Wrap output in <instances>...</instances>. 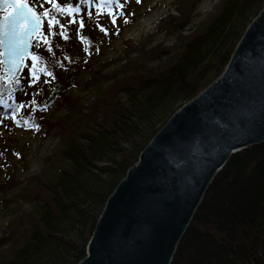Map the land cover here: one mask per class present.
<instances>
[{
  "label": "trees",
  "instance_id": "trees-1",
  "mask_svg": "<svg viewBox=\"0 0 264 264\" xmlns=\"http://www.w3.org/2000/svg\"><path fill=\"white\" fill-rule=\"evenodd\" d=\"M263 5L264 0H223L166 63H140V70L102 89L88 113L75 100L77 119L59 122L67 165L46 183L45 193H34L38 211L8 230L1 243L11 249L0 255V264H78L129 166L172 113L221 74ZM48 47L40 50L41 65L46 57L56 58ZM54 76L45 105L64 100L59 87L75 83L70 69ZM170 264H264V141L233 153L216 174Z\"/></svg>",
  "mask_w": 264,
  "mask_h": 264
},
{
  "label": "water",
  "instance_id": "water-1",
  "mask_svg": "<svg viewBox=\"0 0 264 264\" xmlns=\"http://www.w3.org/2000/svg\"><path fill=\"white\" fill-rule=\"evenodd\" d=\"M0 11L3 25L16 9L0 0ZM0 52L9 82L23 62ZM263 141L264 5L221 74L177 108L129 166L78 264H170L216 174L233 153Z\"/></svg>",
  "mask_w": 264,
  "mask_h": 264
},
{
  "label": "rangeland",
  "instance_id": "rangeland-1",
  "mask_svg": "<svg viewBox=\"0 0 264 264\" xmlns=\"http://www.w3.org/2000/svg\"><path fill=\"white\" fill-rule=\"evenodd\" d=\"M33 1L41 8L37 10L31 2L37 12H43L44 8L50 9L51 6V15L56 16L61 23L72 18L59 13L44 0ZM222 1L160 0L157 6L160 11L152 27H144L139 33L138 21L144 18L156 0H127L126 3L120 0L124 4L123 15H120L121 10L115 4H100V0H92L91 4L80 5V13L72 14L77 20L83 17L86 25L79 33L76 32L78 24L66 25L63 31L68 39L49 34L47 18H44L40 32L32 39V53H41V48L50 46L56 40L53 44L56 58L46 57L43 66L38 61L33 68V62L26 57L17 75L9 82L2 79L3 63L0 59V96L4 101L0 103V120L3 121L0 123V255L8 254L11 249L9 244L1 243L8 230L26 213L38 211L34 193H45L46 183L54 182L59 168L67 165L62 156L64 144L59 122L64 118L73 120L77 117L79 107L74 105L75 100L79 101L82 111L88 113L94 102L99 100L102 89L121 83L125 77L140 70V63H146L148 67L166 63L180 41L214 15ZM57 2L61 7L68 3L75 7L79 0ZM41 3L43 7H40ZM88 10L93 12L91 18L87 17ZM110 11H114L117 16L115 26L111 24ZM97 12L101 14L96 15ZM125 18L127 23L124 22ZM102 28L107 29V33ZM59 31L58 28L53 29V32ZM129 32L135 34L129 37ZM90 33H94V36ZM45 38L49 41L48 45L44 44ZM37 42L39 46H36ZM64 47L67 49L64 50ZM67 69L71 70L75 83L61 85L59 92H63L68 100L65 101V98L61 101L59 98L45 108L43 102L55 80L47 76V71L62 75ZM33 72L42 80L50 79L51 83H26ZM17 79L20 80L19 84L15 83ZM37 92L39 96L35 110L21 109L13 118V109L18 108L21 102L32 100ZM45 93L47 95L44 97ZM5 104L12 105V108L4 107ZM35 124H39L38 129L34 127Z\"/></svg>",
  "mask_w": 264,
  "mask_h": 264
},
{
  "label": "snow or ice",
  "instance_id": "snow-or-ice-1",
  "mask_svg": "<svg viewBox=\"0 0 264 264\" xmlns=\"http://www.w3.org/2000/svg\"><path fill=\"white\" fill-rule=\"evenodd\" d=\"M3 2L5 4H10L16 9V11L15 13H9V15L4 18L6 23L0 25V47H3L6 50L10 62H15L18 65L19 63L23 62L25 57H29L33 62L32 67L35 68L36 62L39 61L40 57L43 55V52L34 54L29 52L28 49L33 47V45L30 43V40L34 38V34L40 32L44 18H47V30L49 34L62 36L64 39H68V37L64 35L63 31L66 28V25L78 24L79 27L76 29L77 33H79L81 29L85 28L86 25V21L83 17L77 20L72 14L80 13L82 11L80 5L91 4L92 0H79L75 7L71 3L61 7V4L58 3L57 0H44V3L51 4L52 7L55 8L59 13H64L66 16L72 17L71 19H66L64 23H61V21L56 16L51 15V11L48 8H44L43 12H37L34 7L29 6V0H3ZM126 2L127 0H125V3ZM137 2H139V0H137ZM100 4H115L121 10L120 15H123L122 10L124 8V4L120 3V0H100ZM40 7H43V3L40 4ZM100 14V12L96 13V15ZM108 15L111 17V24L115 26L117 20L115 12L110 11ZM92 16L93 12L88 10L87 17L91 18ZM124 22H128L127 18H125ZM97 26L100 27L98 23ZM57 28L60 31L58 33L53 32V29ZM101 30L107 33V29L102 28ZM44 44H49V41L46 38L44 39ZM36 46H39V42H37ZM54 47L55 45H50L48 47V51L53 52V55H55ZM3 55H5V52H0V56ZM25 75H28V73H25ZM47 76L52 80L56 79L52 71H47ZM25 82L30 83L31 85H37L39 83L49 84L51 83V80H42L40 76H36V74L33 72L30 75V79ZM15 83L19 84L20 80L17 79ZM38 96L39 92L35 93L34 98L29 102H21L18 105V108L13 109L11 113L13 118H15L16 112L21 109L29 108L35 110L34 106L37 104ZM0 103H2V101H0ZM4 107L12 108V105L5 104ZM44 107L46 108L47 105H44ZM2 122L3 121L0 120V123ZM17 123H19L18 120ZM25 123L27 124L28 122L25 121ZM34 127L38 129L39 124H35Z\"/></svg>",
  "mask_w": 264,
  "mask_h": 264
},
{
  "label": "bare ground",
  "instance_id": "bare-ground-1",
  "mask_svg": "<svg viewBox=\"0 0 264 264\" xmlns=\"http://www.w3.org/2000/svg\"><path fill=\"white\" fill-rule=\"evenodd\" d=\"M150 1V0H148ZM159 1L160 0H156V3L153 7L150 8L149 12L144 16V18L140 19L138 21L139 24V33L144 30V27L146 29H150L152 27V22L155 19L156 15L159 14L160 8L157 7L159 5ZM166 1V0H165ZM132 34H135L134 32H132ZM130 32L127 34L129 37H131ZM128 37V38H129Z\"/></svg>",
  "mask_w": 264,
  "mask_h": 264
}]
</instances>
